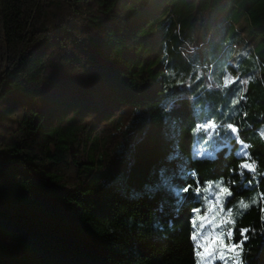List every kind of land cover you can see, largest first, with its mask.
<instances>
[{
	"label": "trees",
	"instance_id": "trees-1",
	"mask_svg": "<svg viewBox=\"0 0 264 264\" xmlns=\"http://www.w3.org/2000/svg\"><path fill=\"white\" fill-rule=\"evenodd\" d=\"M234 124L264 125V0H0V264H196L183 189L228 177ZM248 149L230 264H264Z\"/></svg>",
	"mask_w": 264,
	"mask_h": 264
},
{
	"label": "snow or ice",
	"instance_id": "snow-or-ice-1",
	"mask_svg": "<svg viewBox=\"0 0 264 264\" xmlns=\"http://www.w3.org/2000/svg\"><path fill=\"white\" fill-rule=\"evenodd\" d=\"M236 133L239 132L238 127L234 124L232 129ZM252 155L246 152L242 155L235 166V168L228 169V177L221 176L214 181L203 182L200 184L197 182L195 186L186 185L183 189L184 192L192 191L196 196L202 198L205 203L203 208L197 207L192 210V216L190 218V225L194 229L191 234V239L196 241L195 255L197 257L196 264H203L207 259L219 260L223 255L228 257L236 253H241L244 250V242L249 239L248 231L241 230L239 238L235 235L236 220L234 216L229 217L230 223H220V217L229 212L232 207H225L229 199L234 196L233 189L237 185V180L232 179L233 175L243 178L245 173H252ZM257 165V161H256ZM258 167V165H257ZM254 182L259 183V178L253 175L252 179L247 181V187H252ZM209 196L212 198L209 199ZM245 201L244 198H241ZM251 201L255 200V203H248V209L252 206H259V210H264V191L258 192L250 198ZM219 213V216L216 215ZM207 225L212 226V230L215 235L204 234V229ZM231 229V235L229 236L228 230ZM218 230V231H217Z\"/></svg>",
	"mask_w": 264,
	"mask_h": 264
},
{
	"label": "rangeland",
	"instance_id": "rangeland-1",
	"mask_svg": "<svg viewBox=\"0 0 264 264\" xmlns=\"http://www.w3.org/2000/svg\"><path fill=\"white\" fill-rule=\"evenodd\" d=\"M245 22H246L245 19L241 18L240 23L237 26V30H238V32L242 38H245L246 30H247V26H246ZM258 45H259V47L262 48L263 44L261 42L260 43L258 42ZM161 53H162L161 49L158 48L155 52V56L160 58ZM154 69L155 68H153V70ZM235 80H236L235 76L233 77V76L229 75L227 78V83L233 82ZM154 86H156V84L151 83L146 77H144L139 81L138 93L140 94V96L149 95L151 90L154 89ZM242 125H243L244 129H248V126L246 124H242ZM233 132H234V135L236 136V139H238V144H239V149L236 152L237 155L242 156V155H245L246 152H249L251 149H248V146H255L256 145L258 147L262 146L264 148V125H260L258 130L253 131L252 134H250V136L248 137L249 143L242 142L240 140V138L238 137V135H236L237 133L235 132V130ZM225 146H227L229 148L228 145H225ZM199 147H194V149H193V155L196 158H202L204 156H212L217 149H220L222 147V145L212 142V143H208L205 145H200ZM252 168H253V166H252ZM216 215L219 216V213H216ZM219 222L225 223V224L229 223L228 214H225L224 216L220 217ZM204 234L215 235V233L212 230L211 225L206 226V228L204 229ZM228 234H229V236L231 235V229L230 228L228 230ZM235 255H237V253L234 255H229L228 257L221 255L219 260H215V259L210 258V259L205 260L203 262V264H215V263H219V262H222V264H230L234 260Z\"/></svg>",
	"mask_w": 264,
	"mask_h": 264
}]
</instances>
